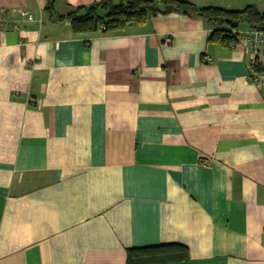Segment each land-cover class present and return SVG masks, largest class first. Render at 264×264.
Returning a JSON list of instances; mask_svg holds the SVG:
<instances>
[{"label":"crops","instance_id":"0c3cea01","mask_svg":"<svg viewBox=\"0 0 264 264\" xmlns=\"http://www.w3.org/2000/svg\"><path fill=\"white\" fill-rule=\"evenodd\" d=\"M46 1L0 0V264H126L129 249L168 244L188 258L167 264H264L251 71L264 52L209 44L217 27L180 14L77 35ZM99 1L56 0L55 13Z\"/></svg>","mask_w":264,"mask_h":264},{"label":"trees","instance_id":"16d2710c","mask_svg":"<svg viewBox=\"0 0 264 264\" xmlns=\"http://www.w3.org/2000/svg\"><path fill=\"white\" fill-rule=\"evenodd\" d=\"M55 2L46 1L47 16L55 22H69L72 32L83 36L123 33L130 27L145 25L151 18L170 14L200 18L217 27L209 35L208 43L223 48H230L237 43L235 32L240 27L264 31V11L254 5L241 11H232L221 7H198L187 0H102L59 16L55 13ZM187 258L186 247L168 244L129 249L126 264H167Z\"/></svg>","mask_w":264,"mask_h":264},{"label":"built area","instance_id":"2783aa9c","mask_svg":"<svg viewBox=\"0 0 264 264\" xmlns=\"http://www.w3.org/2000/svg\"><path fill=\"white\" fill-rule=\"evenodd\" d=\"M28 19L32 20V17ZM235 34H237L238 40L247 45L250 53L257 55L260 52H264V31H237ZM251 71L253 72V84L264 90V64L257 67L252 66Z\"/></svg>","mask_w":264,"mask_h":264}]
</instances>
